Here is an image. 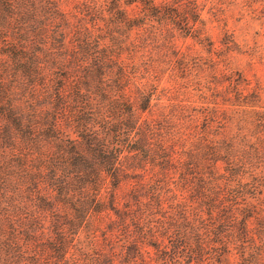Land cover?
I'll return each instance as SVG.
<instances>
[{"label": "rangeland", "instance_id": "374dc122", "mask_svg": "<svg viewBox=\"0 0 264 264\" xmlns=\"http://www.w3.org/2000/svg\"><path fill=\"white\" fill-rule=\"evenodd\" d=\"M176 1L0 0V66L7 63L12 93L22 100L28 119L43 123L57 117V138L47 143L60 137L85 144L86 127L97 139L105 137L108 125H76L71 112L56 104L65 98L73 111V87L87 80L96 57L108 63L107 84L124 71L123 87L108 88L119 97L115 101L127 103L109 109L125 120L113 125L119 134L110 141L121 153L115 170L102 174L101 188L82 192L86 198L98 192L113 204L69 215L80 223L78 234L71 233L69 223L60 225L70 241L65 264H86L88 257L97 264L91 250L112 254L108 239L117 245L112 264H160L157 249H148L151 243L159 239L162 249H171L179 237L191 239L193 252L195 240L207 242L191 264H244L237 243L252 210L259 218H249L246 240L256 246L264 241V0ZM109 3H117L115 13ZM20 44L26 62L38 63L39 74L18 71V62L6 54ZM86 52L92 54L83 56ZM2 120L0 142L6 126H12L17 148L0 151V176L12 177L24 192L14 219L24 226L40 223V241L50 246L42 247L41 260L49 264L55 255V215L65 217L69 209L63 201L33 208L35 197L55 200L58 188L53 190L49 180L26 178L28 168L17 163L25 155L34 163V155L22 145L18 125H2ZM165 149L171 156H163ZM135 240L141 251L126 248ZM35 249L27 246L26 257L35 256Z\"/></svg>", "mask_w": 264, "mask_h": 264}, {"label": "trees", "instance_id": "16d2710c", "mask_svg": "<svg viewBox=\"0 0 264 264\" xmlns=\"http://www.w3.org/2000/svg\"><path fill=\"white\" fill-rule=\"evenodd\" d=\"M115 1L117 2V0ZM151 1L152 0H149V3ZM174 2L176 3L177 1L174 0ZM116 4L117 3H109L108 7L111 12H114V8L117 6ZM149 7H154V5H149ZM171 10L175 15H177L178 9L172 7ZM151 14L155 16V12L152 10ZM145 22H147V20H145ZM23 48L24 46L21 44L15 45L9 49L6 54L9 53L8 56L11 61L14 63L18 62V65L20 66L18 71L23 72L28 76L39 74L38 63H27V51ZM83 49L84 47H82V50ZM66 53H68V51L67 49H64L62 54ZM90 54L92 53L86 52L83 56ZM32 58L34 57H31L30 59ZM94 61L95 62L92 63L91 66V72L88 73L87 71L88 78L85 80L83 85L80 86L78 83L73 87V101L77 103L75 104L73 111L68 110L71 106H68L65 98L61 99L62 97H59V100L56 104V107L58 106L57 108L63 109L66 113L71 112L72 116H74L73 120L76 125H108L104 127L106 136L101 137L100 139H97L96 133L91 132L92 130L87 129L86 127L84 132H82V135L86 136L85 144L83 141H77V139H60L59 136L57 141L47 143L48 139L52 140L53 137L57 138L58 132L53 126L58 121L57 117L55 116L52 118L51 122L45 121L43 123H40L38 120L35 121L32 118L28 119L25 114L28 111L26 108L24 110V105L21 103L22 100L19 101V99L15 97L16 95L12 93L15 90V86H13L14 78H8L9 74L7 75V63L3 62L4 66L2 68L0 66V118L2 117V119H5L2 120L3 122L1 124L18 125L20 128L19 132H23L22 145L24 144L25 148H27L26 150L30 151L34 155L33 158H35L34 163H28V157L24 154L27 158H20L17 164L21 168H28V174L30 175L26 176V178L28 177L31 182L38 183L41 180L44 182L49 180L53 190L58 188V192H56L54 195V197H56L55 200H48L42 196L35 197L36 202L33 208L44 209L45 206L53 208L55 202L57 204V201H63L67 205L64 207L69 209V212L65 217L63 214L55 215L54 222L57 224L54 225L53 232L56 233V238L54 239L55 242H53V246L51 247L52 249H55V255L51 259L50 257L48 258L50 259L49 264H62L63 262L64 264L66 263L64 261L66 253L65 248L70 243V241H68L66 238L63 231L64 229H61L60 225H63V223L65 224L67 222L69 223L68 228L72 230L71 233L73 235L78 234V227L80 226V223H77L76 220H69V215H77L82 213L87 214L89 211H100V209H104L108 203L113 202L111 200L105 201L102 198H98V192L94 193L89 198H86L84 195H82V192H84L86 189H92L93 187L101 188L102 174L104 172H108L109 174V172L111 173V171L115 170L113 165L122 149H119L118 151V149L116 150L115 144L110 143L111 139H113L117 133L119 134L117 127L113 125H116V121L123 125L125 120L123 119L122 114H114L109 109L116 107L117 105H127L126 102H119V100L115 101L114 99L119 97H112L108 92L109 86L113 88L116 85L118 87H123L124 83H122V76L124 71L121 70V72H118L119 74H114L115 77H113L112 84L109 85L106 82V79H109L107 78L108 63H106V61L98 60L97 57ZM39 80L40 79L35 82H38ZM86 96L89 98H85ZM43 99L44 97H42V100L40 101L42 102ZM106 109L109 111H106ZM98 117L101 118V121H97ZM37 125L40 126L37 127ZM6 128L7 134L1 137L2 143L0 142V151L2 149L6 150L11 146L12 148H17L15 145L16 140L12 132V126H6ZM38 130L39 133L43 132L39 136H37L36 133ZM121 142L124 141L122 140ZM135 148L141 149L139 147ZM4 156L6 155L4 154ZM163 156H171V151L169 149H165ZM10 163H12V166H14L13 162ZM16 187L17 186L14 183V179L12 177H5L3 175L0 176V264H46L42 263L41 260L42 247L44 249H48L50 246H47L46 244L42 245V241H40L38 235L40 223H35L32 221L26 223L24 226V223L14 219V216L17 215H13V213L18 212V210L21 209L19 208L18 202H20L19 200H21L20 198H23L24 194L21 189H17ZM211 211L212 213L215 212L214 209ZM117 214L123 218V212H118ZM62 217L64 218L59 219ZM249 218L257 219L259 216H255L253 210L251 214L247 211L244 222L241 223L243 240L237 244L240 246L238 248L241 251L242 262L244 264H260L264 257V241H262L263 243L260 246H256L252 243V238V241L246 240L250 239L248 238L250 237L248 224L250 220ZM124 222L126 221L123 220L122 223ZM260 224H262L261 230L264 233V221ZM126 226L127 225L124 224V227ZM163 235L164 232H162V236ZM21 240H23V244L20 243ZM187 240L191 239L179 237L176 240V243L173 242L171 249H169V247L167 249H162L161 243L156 241L151 243V246L148 249L152 247L157 249L159 252L158 255H160L161 258L158 261H163L160 264H172L173 262L174 264H191L197 256H200V252L206 249L204 246H206L207 242L200 239L197 241L195 240L194 252L196 255H194V252L190 249L192 246L189 247V244L191 243H188ZM245 240L247 242H245ZM115 242L116 241L113 239L107 240L106 246L109 248V253L113 254L115 251V246L117 248ZM29 245L35 246L36 248V255L31 258L26 257L24 251ZM142 247V243L135 240L131 241L130 245H128L126 248L132 251H141ZM91 252V254L96 256V259L98 260L97 264H112V254H104L98 248L91 250ZM81 254L86 256L89 254V252H84L83 250ZM135 256L136 254L134 257ZM88 258L89 259H87L88 261L86 264H91L94 259L90 257ZM145 264H148V262Z\"/></svg>", "mask_w": 264, "mask_h": 264}]
</instances>
